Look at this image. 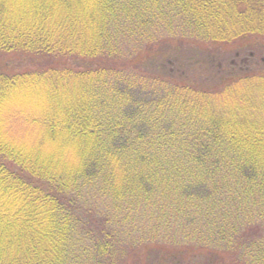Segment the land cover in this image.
Listing matches in <instances>:
<instances>
[{
	"label": "trees",
	"instance_id": "obj_1",
	"mask_svg": "<svg viewBox=\"0 0 264 264\" xmlns=\"http://www.w3.org/2000/svg\"><path fill=\"white\" fill-rule=\"evenodd\" d=\"M249 35L264 0H0V264H264V61L212 47Z\"/></svg>",
	"mask_w": 264,
	"mask_h": 264
},
{
	"label": "rangeland",
	"instance_id": "obj_2",
	"mask_svg": "<svg viewBox=\"0 0 264 264\" xmlns=\"http://www.w3.org/2000/svg\"><path fill=\"white\" fill-rule=\"evenodd\" d=\"M256 43L258 46L263 47L264 46V38H262V37L255 38L254 36L249 35V36L239 38V39H237L233 42H230V43H223L220 45H218V44L212 45L211 44V45H212V47L217 48L220 52H223V54L225 56L224 62H223L224 66H222L221 68L223 70H228L230 68V65H231V67H232V65H234V66L237 65V67H238L240 64L243 63L242 60L246 61L249 58L250 53H254L251 55L256 56V58L254 60V62L256 64L259 65L260 61H264V54H262V53H264V50H261V52H260L255 47H253V46H256ZM201 46L203 48L206 47V45H201ZM237 53H239V55H240L239 57H235V55ZM232 59L237 61L236 62L237 64L231 63ZM21 60L20 59L13 60V56L10 55V53H5V54L0 53V68L5 67L7 69H12V70H17V69L22 70L23 67L31 68L30 66L32 65V63L30 62L28 64V62H26L28 59L23 58ZM18 61L23 62V63H20ZM19 64H24V65L22 66ZM25 96L29 100H35V99H37L39 94L37 92H33V93H27V94H25ZM25 99L20 100L16 96L10 97L8 100L9 103L8 104L6 103L7 114H9V116H10L14 113H17V115H19L20 112L22 114L29 113L28 108H26V107H28L29 101L25 100ZM9 122H14L13 118H10ZM11 136L16 137V139L21 141V145L23 144V146H25L29 150L34 149L37 146V142L35 140V135L33 134L32 127H30L29 125H23V128L22 129L18 128L17 132L12 130ZM57 148H58V146H56V144L53 141H50L47 139L42 144V147H40L39 149L42 150L43 152L44 151L47 152V154H46L47 157L49 156V158L53 157L54 159L55 158L59 159V155L56 156V154H55V153L60 152L57 150Z\"/></svg>",
	"mask_w": 264,
	"mask_h": 264
}]
</instances>
